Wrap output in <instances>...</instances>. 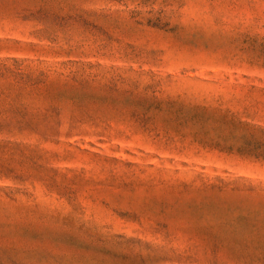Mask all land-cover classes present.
I'll use <instances>...</instances> for the list:
<instances>
[{"label":"rangeland","instance_id":"1","mask_svg":"<svg viewBox=\"0 0 264 264\" xmlns=\"http://www.w3.org/2000/svg\"><path fill=\"white\" fill-rule=\"evenodd\" d=\"M0 264H264V0H0Z\"/></svg>","mask_w":264,"mask_h":264}]
</instances>
